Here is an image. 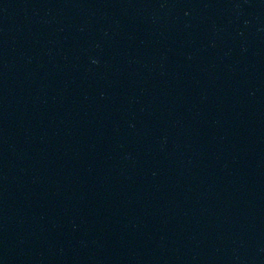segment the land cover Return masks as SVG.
I'll use <instances>...</instances> for the list:
<instances>
[{
    "label": "water",
    "instance_id": "95a60500",
    "mask_svg": "<svg viewBox=\"0 0 264 264\" xmlns=\"http://www.w3.org/2000/svg\"><path fill=\"white\" fill-rule=\"evenodd\" d=\"M0 264H264V0H0Z\"/></svg>",
    "mask_w": 264,
    "mask_h": 264
}]
</instances>
